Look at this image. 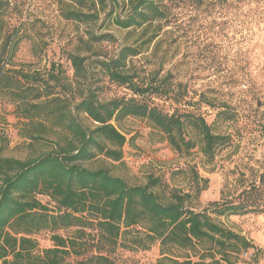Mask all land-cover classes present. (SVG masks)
<instances>
[{
	"label": "rangeland",
	"instance_id": "obj_1",
	"mask_svg": "<svg viewBox=\"0 0 264 264\" xmlns=\"http://www.w3.org/2000/svg\"><path fill=\"white\" fill-rule=\"evenodd\" d=\"M0 1V52L11 36L17 68L46 72L55 65L66 84L73 85L64 98L76 101L86 91L101 102L144 100L112 82L103 65L125 46L140 48L141 54L127 62L137 76L135 82L143 86L155 78L170 90L166 97L145 100L168 114L202 116L213 133L229 137L214 157H207L197 133L188 128L187 138L196 147L179 153L147 119L127 118L115 123L127 138L123 161L99 155L82 162L85 167L106 168L130 186L145 185L150 175L159 177L160 186L153 191L163 200L175 189L196 194L198 173L209 185L189 203L196 211L234 198L259 181L264 173V0H160L163 20L127 30L116 25V18L127 15L132 0H84L81 5L72 0ZM74 10L96 18L68 19L67 12ZM75 55L86 59L82 77L75 76ZM80 119L95 128L87 115L80 114ZM22 130L15 107L1 99L3 157L27 161L68 146L58 129L42 133L38 140L24 138ZM38 198L55 211L48 197ZM213 217L255 247L264 246V214ZM35 238L41 250L53 246L49 231ZM260 250L252 261L242 257L236 264H264V248ZM159 258V244L147 251L118 248L112 254L114 264H156ZM79 259L69 261L76 264Z\"/></svg>",
	"mask_w": 264,
	"mask_h": 264
},
{
	"label": "trees",
	"instance_id": "obj_2",
	"mask_svg": "<svg viewBox=\"0 0 264 264\" xmlns=\"http://www.w3.org/2000/svg\"><path fill=\"white\" fill-rule=\"evenodd\" d=\"M72 1L81 5L84 0ZM159 2L132 0L116 25L127 30L160 22L165 15ZM1 7L0 1V11ZM67 17L80 22L96 18L76 10ZM13 46L10 36L0 52V100L15 107L24 138L38 140L42 133L58 129L68 146L27 161L0 154V264H71V257L81 258L76 264H114L112 254L118 248L147 251L155 244L160 248L156 264H236L250 250L249 261L261 253L213 216L264 214V173L234 198L196 211L189 203L209 185L198 173L196 194L175 189L163 200L153 191L160 186L159 177L150 175L145 185L130 186L106 168L82 164L99 155L123 161L127 138L115 123L127 118L147 119L179 153L196 147L187 138L188 128L197 133L207 157L229 143V137L213 133L202 116L168 114L145 100L166 97L170 90L155 78L143 86L135 82L137 76L127 62L141 54L140 48L125 46L103 65L112 82L144 100L101 102L86 91L76 101L64 98L73 85L66 84L56 66L46 72L17 68ZM71 61L75 76L82 77L86 59L75 55ZM80 114L87 115L95 128L86 127ZM39 195L48 197L55 211ZM44 231L51 233L53 246L41 250L35 236Z\"/></svg>",
	"mask_w": 264,
	"mask_h": 264
},
{
	"label": "built area",
	"instance_id": "obj_3",
	"mask_svg": "<svg viewBox=\"0 0 264 264\" xmlns=\"http://www.w3.org/2000/svg\"><path fill=\"white\" fill-rule=\"evenodd\" d=\"M242 257H244V258H252L253 257V254H251V253H244L242 255Z\"/></svg>",
	"mask_w": 264,
	"mask_h": 264
},
{
	"label": "crops",
	"instance_id": "obj_4",
	"mask_svg": "<svg viewBox=\"0 0 264 264\" xmlns=\"http://www.w3.org/2000/svg\"><path fill=\"white\" fill-rule=\"evenodd\" d=\"M256 247H258L259 249H263L264 246H260V245H256Z\"/></svg>",
	"mask_w": 264,
	"mask_h": 264
}]
</instances>
